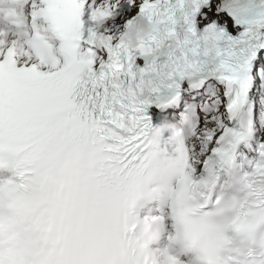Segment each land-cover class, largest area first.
Masks as SVG:
<instances>
[{
  "label": "snow or ice",
  "instance_id": "obj_1",
  "mask_svg": "<svg viewBox=\"0 0 264 264\" xmlns=\"http://www.w3.org/2000/svg\"><path fill=\"white\" fill-rule=\"evenodd\" d=\"M0 264H264V0H0Z\"/></svg>",
  "mask_w": 264,
  "mask_h": 264
},
{
  "label": "clouds",
  "instance_id": "obj_2",
  "mask_svg": "<svg viewBox=\"0 0 264 264\" xmlns=\"http://www.w3.org/2000/svg\"><path fill=\"white\" fill-rule=\"evenodd\" d=\"M152 23L147 18H138L132 28L126 33L125 43L129 47H136L137 43L152 31ZM175 127L171 122H165L162 125L163 131L168 132Z\"/></svg>",
  "mask_w": 264,
  "mask_h": 264
},
{
  "label": "rangeland",
  "instance_id": "obj_3",
  "mask_svg": "<svg viewBox=\"0 0 264 264\" xmlns=\"http://www.w3.org/2000/svg\"><path fill=\"white\" fill-rule=\"evenodd\" d=\"M109 23H111V21Z\"/></svg>",
  "mask_w": 264,
  "mask_h": 264
}]
</instances>
